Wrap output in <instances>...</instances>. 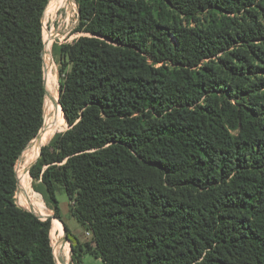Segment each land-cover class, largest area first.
<instances>
[{
	"label": "trees",
	"instance_id": "1",
	"mask_svg": "<svg viewBox=\"0 0 264 264\" xmlns=\"http://www.w3.org/2000/svg\"><path fill=\"white\" fill-rule=\"evenodd\" d=\"M49 1L0 0V264H57L52 218L15 199ZM75 1L83 35L53 46L69 128L31 170L91 233L65 224L72 264H264V0Z\"/></svg>",
	"mask_w": 264,
	"mask_h": 264
},
{
	"label": "rangeland",
	"instance_id": "2",
	"mask_svg": "<svg viewBox=\"0 0 264 264\" xmlns=\"http://www.w3.org/2000/svg\"><path fill=\"white\" fill-rule=\"evenodd\" d=\"M73 2H74L75 6L73 7V10L71 11V15L69 17L65 14L64 9L59 10L57 12L56 16L52 20H47L45 16L43 17V21H45V23H46V26L44 29L45 33L43 32V35H45V42H46L45 58L46 59L49 57L52 58L53 74L56 78L55 89H56V95L58 98H59V89H60V78H59V72H58L59 67L57 64V60L55 59L54 54H53V46L56 43H71L83 35L81 33L75 32V28L77 27V24H78V12H77V7H76V1L73 0ZM50 4H51V2H50ZM46 12H47V10H46ZM45 15H46V13H45ZM50 46H51V48H50ZM51 51H52V55H51ZM45 58H44V63L47 64V60ZM55 115H56L55 120H54L55 128L51 131L48 141L49 140L51 141L52 138L57 133L65 132L69 128L68 124L63 122V120H62V109L61 108L57 109L55 111ZM45 116H46V100H45V106H44V125H45ZM43 128H44V126H43ZM55 131H56V133L53 135V133ZM39 135H40V133H39ZM49 142H47L45 145H47ZM27 152H28V149L24 153L22 159L20 158L21 159V161L19 160L20 163H19V161L17 163V166H18L16 168L17 177L19 176V172H20L22 165H23V158ZM39 155H40V153H39ZM36 163H37V161H36ZM36 163H34V164L36 165ZM34 164L32 165L33 167L35 166ZM32 166L29 168L30 178H31L30 189H31L32 194L35 197V199L37 201H39L44 206L46 213H49V214H40L37 211H33V210L32 211L36 215L42 216V217H46L48 215H53V212L47 207L42 194L40 192L36 191L34 188L35 183H34V179L31 176V170L33 168ZM57 196H58V199L61 203L63 221L67 224V226L71 230L72 234L75 237H77L81 241V243H83V244L86 242H90L92 240V237L88 236L85 229L81 226V224L75 218H73L69 215V211H68L69 198H68V195L66 194V192L65 191H59ZM15 199H16V203L19 207L26 209V210H31L23 202V194L21 193L19 178H18V190H17ZM57 221L58 220H56L55 222H57ZM63 235L64 236H61L58 233L57 237L59 239L64 238V240H65V233ZM66 238L68 240L67 236H66ZM51 241H52V247H53V251H54L55 261L58 264V260H56L57 256L55 255V248H54V244H53V230L51 231ZM69 251H70V255H69ZM68 257L70 259L69 264H72V246H71V242L69 240H68ZM83 260H84V264H103V262L100 259H97L96 257H94L93 255H90V254H86L84 256Z\"/></svg>",
	"mask_w": 264,
	"mask_h": 264
},
{
	"label": "bare ground",
	"instance_id": "3",
	"mask_svg": "<svg viewBox=\"0 0 264 264\" xmlns=\"http://www.w3.org/2000/svg\"><path fill=\"white\" fill-rule=\"evenodd\" d=\"M51 2V4H50ZM47 7L46 19L52 20L57 12L61 9L65 10V14L69 17L71 15V11L73 10L74 2L73 0H52L50 1ZM51 48V46H50ZM51 50V49H50ZM46 65V87H47V96H46V116H45V125L41 130L40 135L30 144L28 147V152L23 158V165L19 172V183L21 188V193L23 194V202L27 205V207L33 211H37L40 214H49L46 213L44 206L35 199L30 189V172L29 168L36 163L39 158V153L43 146L49 142L48 139L50 137L51 131L55 128V111L61 108L59 103V98L56 95V78L53 74V65L52 58H47ZM35 165V164H34ZM33 167V166H32ZM37 201V202H36ZM24 207V206H23ZM53 221V244L55 248V255L57 256L56 260H58V264H69L68 257V240L66 238V232L64 229V225L61 221ZM58 233L64 238L59 239Z\"/></svg>",
	"mask_w": 264,
	"mask_h": 264
},
{
	"label": "water",
	"instance_id": "4",
	"mask_svg": "<svg viewBox=\"0 0 264 264\" xmlns=\"http://www.w3.org/2000/svg\"><path fill=\"white\" fill-rule=\"evenodd\" d=\"M43 25H44V21H43ZM51 55H52V51H51ZM44 75H45V87H46V63H44ZM46 95H47V87H46ZM59 96H60V92H59ZM40 132H41V131H40ZM40 155H41V152H40ZM39 157H40V156H39ZM38 159H39V158H38ZM37 161H38V160H37ZM27 211L33 213L32 210H27ZM33 214L36 215L35 213H33ZM36 216L39 217L41 220H44V221L48 220L49 218H52V228H53V221H54V220H59V221H61L60 219L54 218L53 215H48V216H46V217H42V216H38V215H36ZM61 222H62V221H61ZM62 223H63V222H62ZM63 225H64V223H63ZM64 230H65V232H66L65 225H64ZM66 236H67V233H66Z\"/></svg>",
	"mask_w": 264,
	"mask_h": 264
},
{
	"label": "built area",
	"instance_id": "5",
	"mask_svg": "<svg viewBox=\"0 0 264 264\" xmlns=\"http://www.w3.org/2000/svg\"><path fill=\"white\" fill-rule=\"evenodd\" d=\"M76 7H77V5H76ZM77 12H78V8H77ZM45 26H46V23H45V21H44V25H43V28L45 29ZM44 33H45V31H44ZM44 44H45V48H44V58H45V51H46V42H45V37H44ZM46 59V58H45ZM47 65V64H46ZM18 166H16V168H17ZM87 235L88 236H91V233L90 232H87Z\"/></svg>",
	"mask_w": 264,
	"mask_h": 264
},
{
	"label": "crops",
	"instance_id": "6",
	"mask_svg": "<svg viewBox=\"0 0 264 264\" xmlns=\"http://www.w3.org/2000/svg\"><path fill=\"white\" fill-rule=\"evenodd\" d=\"M68 211H69V206H68ZM69 215H70V213H69ZM71 216V215H70ZM63 223H64V225L66 224L64 221H63Z\"/></svg>",
	"mask_w": 264,
	"mask_h": 264
}]
</instances>
